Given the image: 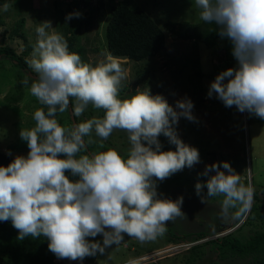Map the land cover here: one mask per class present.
Here are the masks:
<instances>
[{"label": "clouds", "instance_id": "obj_1", "mask_svg": "<svg viewBox=\"0 0 264 264\" xmlns=\"http://www.w3.org/2000/svg\"><path fill=\"white\" fill-rule=\"evenodd\" d=\"M195 2L201 9L200 19L214 23L218 34L231 40L238 62L237 69L229 68L216 76L208 97L215 94L225 107L235 106L241 113L247 111L264 119V0ZM4 7L6 10L7 5ZM73 15L79 18V13L69 14L66 20ZM50 28V22L37 27V46L28 61L37 74L30 92L47 106V112L36 110L35 127L20 132L29 148L27 157L16 156L7 167L0 166V221L10 219L19 230V239L43 235L58 259L73 261L118 245L123 234L140 242L155 240L164 235L169 221L184 215L183 197L158 199L152 178L163 181L199 163L198 150L185 145L172 129L180 116L194 119V105L187 98L177 101L182 110L177 113L162 96L139 90L120 99L118 86L125 78L121 65L111 56L96 66L84 63L79 54L69 51L62 35L49 34ZM70 98L76 101L73 116L82 115L91 104L104 110L103 118L94 117L71 129L62 127L55 116L57 111L68 110ZM115 129L128 133L131 148L126 159L115 149L76 158L86 148L84 137L93 130L106 140ZM161 134L176 146L175 151L160 150ZM66 171L79 179L70 181ZM209 172L215 174L205 185H195L197 195L205 186L208 196L222 194L224 218L238 205L237 218L249 210L253 190L241 182L230 163L208 165L203 175ZM97 235L103 236L102 245L86 239ZM199 242L179 243L168 251H186ZM186 244L191 246L185 249Z\"/></svg>", "mask_w": 264, "mask_h": 264}, {"label": "rangeland", "instance_id": "obj_2", "mask_svg": "<svg viewBox=\"0 0 264 264\" xmlns=\"http://www.w3.org/2000/svg\"><path fill=\"white\" fill-rule=\"evenodd\" d=\"M117 1L119 0H13L7 5L6 10L4 6H0V46L3 45L1 42L4 40V44L13 48L19 55L27 51L24 59L29 66L28 61L32 59L37 46V27L43 22H50L52 28L47 30L49 34L53 32L60 34L58 26L60 21L69 13H79V18L82 16L85 24L81 26L78 33V45L84 48L85 59L93 66L106 63L109 55L106 52L103 36L109 18L108 9ZM132 1L145 10L161 28L167 21H188L191 24H198L201 21V9L197 7L195 0ZM21 19L24 21L22 29L9 39L12 28ZM167 36L164 49L143 64L134 63L128 59H114L117 63L126 64L123 68L125 78L121 81L125 86L122 95H129L133 90L148 91L152 96H162L177 113L182 111L176 106L177 101L187 98L194 105L191 109L194 119L190 121L180 116L178 122L172 124V129L185 145L198 150L199 163L176 172L178 183L172 182L171 176L163 181L152 178L156 185L158 199L175 201L183 197L181 211L184 215L169 221L164 235L158 236L155 240L140 242L123 234L124 239L118 245L113 244L105 248L103 253L97 251L94 256L85 257L83 260H59L49 251L52 255L47 257L48 261L42 262L37 259L34 262L31 260L22 264H128L129 261H135L136 264H182L184 258L182 254L185 252L183 249L169 252L168 249L176 244H166L163 247V243L169 236L200 233L212 224L220 223V218L224 220L237 218L234 214L237 213L239 205L237 208L229 209L227 218L222 217L221 206L224 200L222 194L208 196L205 186L200 195H197L195 185L198 182L202 185L206 184L205 175H203L206 166L228 162L241 176L243 184L246 177L247 187L253 190L252 182L255 189L258 185H264V119L247 111L241 113L235 106L225 107L215 94L209 98V87L219 75L218 72L223 70L222 64L216 60L214 53L202 44L178 41ZM183 57H197L200 60V68L204 74L200 84L201 91H198L191 83L188 69L179 70V59ZM140 67L146 70L150 67L154 68L155 78L151 84H147L146 80L137 74ZM14 69L7 58L0 57V151L8 155L10 152V156L15 158L16 156L27 157L29 148L22 146L17 151H8L7 148L20 143L21 130H30L35 127L36 121L33 116L34 112L40 109V104L30 92V85L37 79V74L31 67L28 71L17 68L16 72L24 75V78L18 79ZM25 81H28L27 85ZM224 82L226 83V80ZM18 95L21 96L17 101H10L12 98L16 99ZM92 109L93 106L89 104L84 113L78 116L80 123L94 117L103 118L96 108L93 113ZM64 128L67 126L65 125ZM158 140L161 146L167 148L166 151L176 150V146L163 134L158 137ZM88 141L97 145V153L115 149L124 158L127 157L131 148L128 133L121 129H115L106 140H101L93 130L88 136ZM101 144L105 147H101ZM60 158L65 157L60 156ZM231 158H236L235 164L231 163ZM214 174L209 172L206 179ZM65 175L70 181L79 179L72 176L70 171H66ZM261 198L264 199V195H261ZM247 213L248 210L244 212L245 216ZM245 216L242 219L239 218L237 225L227 231L236 229ZM260 228V222L256 220L253 225L244 227L243 231H254ZM223 233L213 232V235L207 239L222 237ZM86 239L89 242L99 241L101 245L103 244L102 235ZM235 260L232 264H246L245 260Z\"/></svg>", "mask_w": 264, "mask_h": 264}, {"label": "trees", "instance_id": "obj_3", "mask_svg": "<svg viewBox=\"0 0 264 264\" xmlns=\"http://www.w3.org/2000/svg\"><path fill=\"white\" fill-rule=\"evenodd\" d=\"M12 1L0 0V6L9 5ZM108 15L109 18L105 26L103 38L106 52L113 58L128 59L134 63L143 64L164 49L167 35H169L174 40L192 41L194 44H202L205 48L211 50L216 60L223 66V70L218 72V74L229 68H238V62L233 56L231 40L226 37H221L218 34V26L214 23H206L203 20L198 24H191L188 21H167L163 24V28H161L145 10L134 4L132 0H119L115 4L110 5ZM67 16L58 25L60 35L67 41L69 51L79 54L81 60L84 63H88L85 59L84 48L78 45V33L81 26L85 24L82 20L83 17L77 18L73 15L72 19L66 20ZM23 23V19L16 22L9 35V39H12L13 36L18 34L22 29ZM1 43L3 45L0 46V57L7 58L11 62L15 68L16 78H24V75L16 72V69L30 70V67L24 59L27 56V51L19 55L13 48L4 44V40ZM179 61V70L188 69L190 71L189 79L191 83L195 85L198 91H201L200 84L204 78V74L200 68V60L197 57H183ZM119 64L122 68L126 66V64ZM137 74L146 80L147 84H151L155 78L154 68L151 67L147 70L140 67ZM193 81L196 82L194 83ZM118 87L120 99H127L136 94L133 90L129 95H122L125 89L124 82H121ZM20 96L18 95L16 99L12 98L10 101L15 102ZM70 101L68 110L63 113L57 111L55 116V119H57L62 127L67 126L66 129H71L74 124L80 123L78 116L72 115L75 98H70ZM41 108L44 109L45 113L47 112V106L40 104ZM96 110H98L101 117L104 116L103 109ZM93 111L94 107L92 113ZM84 140L86 142V148L77 153V159L83 155L97 153V145L88 141V136L84 137ZM22 146L28 148L27 142L21 140L18 145L10 146L7 150L17 151ZM160 150L166 151L167 148L161 146ZM14 159V157L0 151V166L7 167ZM231 163L235 164L236 158H231ZM177 178L178 176L176 174L171 175L172 182L178 183L179 179ZM204 180L207 181L206 176H204ZM244 184L247 186L246 177ZM252 187L253 202L246 216L242 213L238 218L232 217V219L228 218L227 220L220 218V223L216 225L212 224L206 228L207 230L201 231L200 233L188 234L186 236L171 235L163 243V247L166 244L201 241L183 252L182 255L184 258L182 264H232L235 258H237L236 260H245L246 264H264V199L261 198V195H264V185H258V188L255 189L254 183L252 182ZM244 216L245 219L242 220L236 229L233 228V231L228 232L222 237L207 239L213 235V232L230 230V228L237 225L239 218L242 219ZM256 220L260 222V229L243 231L244 227L253 225V222ZM215 227L217 228L213 229ZM19 235V230L13 227L10 219L8 221H0V264H22L23 262L31 260L34 262L37 259H40L42 262L48 261L47 257L52 254L49 252V241L46 237L43 235L39 237L28 235L23 239H19ZM55 258H57L56 255ZM65 259L69 260L68 258L59 260Z\"/></svg>", "mask_w": 264, "mask_h": 264}, {"label": "built area", "instance_id": "obj_4", "mask_svg": "<svg viewBox=\"0 0 264 264\" xmlns=\"http://www.w3.org/2000/svg\"><path fill=\"white\" fill-rule=\"evenodd\" d=\"M183 246H184V248L186 249V248L190 247L191 244H186V245H183ZM178 248H179V246L174 247L173 250H177Z\"/></svg>", "mask_w": 264, "mask_h": 264}]
</instances>
